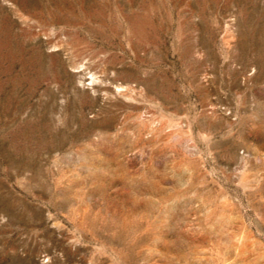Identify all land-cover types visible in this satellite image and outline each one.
Segmentation results:
<instances>
[{"label":"rangeland","instance_id":"obj_1","mask_svg":"<svg viewBox=\"0 0 264 264\" xmlns=\"http://www.w3.org/2000/svg\"><path fill=\"white\" fill-rule=\"evenodd\" d=\"M0 264H264V0H0Z\"/></svg>","mask_w":264,"mask_h":264}]
</instances>
